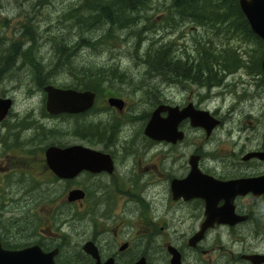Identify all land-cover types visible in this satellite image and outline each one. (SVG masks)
<instances>
[{
    "label": "flooded vegetation",
    "instance_id": "flooded-vegetation-1",
    "mask_svg": "<svg viewBox=\"0 0 264 264\" xmlns=\"http://www.w3.org/2000/svg\"><path fill=\"white\" fill-rule=\"evenodd\" d=\"M5 56L8 69L14 54ZM249 60L262 77V58ZM1 80L0 97L12 105L0 119V264H16L22 250L26 264H264V190L207 200L202 175L188 179L192 161L225 182L264 177V160L245 158L264 152V143L224 161L204 150L211 136L189 118L179 123L184 136L176 142L150 137L145 130L160 105L183 109L192 101L137 98L150 95L146 88L78 89L94 92L93 106L77 114L46 111L71 121L68 129H48L30 110H16ZM111 97L123 106L111 105ZM191 129L204 131V140L189 136ZM81 147L89 158L79 171L80 159L61 155ZM50 148L60 155L49 157Z\"/></svg>",
    "mask_w": 264,
    "mask_h": 264
},
{
    "label": "rangeland",
    "instance_id": "rangeland-1",
    "mask_svg": "<svg viewBox=\"0 0 264 264\" xmlns=\"http://www.w3.org/2000/svg\"><path fill=\"white\" fill-rule=\"evenodd\" d=\"M82 2L0 0V57L14 54L13 59L9 58L12 68L8 66V69H4L3 63L6 61L0 58L2 84L15 98L16 110H30L48 129H68L70 126L69 119L47 118L48 111L44 108L47 94L40 90L43 86L40 82L49 80L61 88H70L76 82V78L66 71L54 75L49 74L48 70L56 56L54 44L59 42L58 35H67L70 45L77 41L78 19L69 13L78 9ZM166 4L167 0H154L151 8L143 13L145 16L140 25L131 30L116 31V37L108 40V44L96 43L95 46L78 48L76 65L96 68L116 64L125 80L110 76L106 87L120 92L128 88H146L150 95L138 93L136 97L144 99L155 95L163 103L179 105L192 101L197 108L208 110L213 116L223 119L224 124L214 130L204 145V150L213 157L227 161L226 158L233 152L244 156L254 151L264 143V74L262 77L254 74L250 69L254 65L248 66V62L249 56L255 55L254 50L259 49L243 38L232 40L230 46L243 63L234 72L226 73L221 85L211 90L188 79H177L166 72H147L143 55L151 42L154 47L171 42L177 51L176 57L190 60L193 65L199 60L198 50L201 51L202 43L209 36L217 41L218 49L226 47L214 36L213 30L183 22L175 14L170 16ZM81 13H85L84 19L90 20L89 11L84 12L83 9ZM141 27H146L147 31L141 34L136 31ZM92 29L85 36H90L89 39L94 41L102 35V30L95 29L93 25ZM32 36L37 38L33 46ZM137 40L140 41L138 49L135 46ZM216 68L220 75L225 73L222 64H217ZM205 135L204 131L191 129L189 132V136H201L203 140ZM208 163L213 165V160Z\"/></svg>",
    "mask_w": 264,
    "mask_h": 264
},
{
    "label": "trees",
    "instance_id": "trees-1",
    "mask_svg": "<svg viewBox=\"0 0 264 264\" xmlns=\"http://www.w3.org/2000/svg\"><path fill=\"white\" fill-rule=\"evenodd\" d=\"M153 2L154 0H83L78 9L68 12L71 17L78 19L79 39L70 45V40L66 39L67 35H58L59 42L54 44L56 56L52 64L55 68L51 65L48 73L55 75L62 71L68 72L76 78V82L71 86L74 88H107L110 76L114 75L117 80H121L123 74L116 64L96 68L76 65L77 50L81 46H95L96 43L108 44V40L116 37V31H123L127 28L131 30L137 27L144 19L143 13L151 8ZM83 9L84 12L89 11L90 20L84 19L85 13L79 14ZM166 9L170 16L175 14L183 22H192L197 27L202 26L213 30L214 36L226 47L218 49L217 41L209 36L202 43L201 51L198 50L199 60L193 65L190 60L176 57L177 51L171 42L156 47L151 42L143 55L147 72H166L177 79H188L211 90L212 87L221 85L226 73L234 72L242 64L238 53L230 46L232 40L240 37L245 41L253 42L259 49L254 50L255 55L253 56L261 58L263 55V42L252 32L242 13L239 0H167ZM92 25L95 29L102 30V35L94 41L85 36V33L92 29ZM136 31L141 34L147 30L146 27H141ZM36 39L32 36L34 40V42L31 40L32 46L37 42ZM136 43L135 46L138 49L140 41L137 40ZM217 64L223 65L225 72L223 75L217 72ZM251 64L257 65L254 62L249 63L248 66ZM253 67L250 69L256 74L257 71H254ZM122 80H125V77H122ZM46 82L51 84L49 80Z\"/></svg>",
    "mask_w": 264,
    "mask_h": 264
},
{
    "label": "water",
    "instance_id": "water-1",
    "mask_svg": "<svg viewBox=\"0 0 264 264\" xmlns=\"http://www.w3.org/2000/svg\"><path fill=\"white\" fill-rule=\"evenodd\" d=\"M239 4L252 31L264 41V0H239ZM262 70L264 72V57L262 60ZM45 90L48 95L47 110L53 115L63 112L81 113L90 109L94 104L95 95L91 90L79 91L73 88L63 89L52 84L46 85ZM109 103L118 107L123 106V100L116 97H111ZM11 105V99H3L0 97V119L6 115ZM164 112H168L167 117L162 116ZM188 118L192 121L193 126L204 128L208 136L221 124V120L213 116L210 111L197 109L193 103H190L183 109H180L178 106L172 107L162 104L153 112L145 133L156 139H167L176 142L184 136L183 132L178 130V125L182 120ZM63 152L64 154L61 157L74 155L77 159H80L79 171L88 168L85 159L89 158V150L81 147L79 150L76 148ZM54 155H60V150L50 148L48 150V156L51 157ZM250 157H257L264 160V152H250L245 158ZM192 162L193 168L188 179H193L192 181H194L199 178V174L202 175V181H204L202 195L207 200L214 199V195L221 192H232L233 196H235L238 194L245 195L251 191L259 192L260 190H264V177L241 178L225 182L203 174L198 169L196 162ZM55 170L61 174L60 166L55 167ZM15 257L16 264H26L25 251L17 252ZM138 264H146V262L142 260Z\"/></svg>",
    "mask_w": 264,
    "mask_h": 264
},
{
    "label": "bare ground",
    "instance_id": "bare-ground-1",
    "mask_svg": "<svg viewBox=\"0 0 264 264\" xmlns=\"http://www.w3.org/2000/svg\"><path fill=\"white\" fill-rule=\"evenodd\" d=\"M72 19H73V18H72ZM61 30H62V29H61ZM67 30H68V29H67ZM70 32H71V31H70ZM56 35H57V33H56ZM58 37H59V36H58ZM84 37H85V36H84ZM55 38H56V37H55ZM89 38H90V36H89ZM89 38H88V39H89ZM77 39H79V37H78ZM90 39H91V38H90ZM92 39H93V37H92ZM92 41H93V40H92ZM79 42H80V41H79ZM81 45H84V44L81 43ZM84 47H85V46H84ZM7 49H8V48H7ZM10 50H11V49H10ZM17 52H18V51H17ZM18 53H19V52H18ZM1 55H2V54H1ZM15 56H16V55H15ZM7 64H8V63H7ZM4 65H5V64H4ZM9 66L11 67L10 64H9ZM52 66H53V65H52ZM52 66H51V67H52ZM5 67H6V66H5ZM12 67H13V66H12ZM12 67H11V68H12ZM53 67L55 68V66H53ZM6 69H7V67H6ZM55 70H56V69H55ZM52 71H53V70H52ZM46 74H47V73H46ZM114 76H115V75H114ZM172 84H173V83H172ZM41 85H42V84H41ZM24 124H25V123H24Z\"/></svg>",
    "mask_w": 264,
    "mask_h": 264
}]
</instances>
